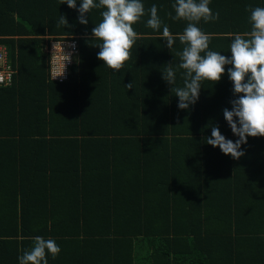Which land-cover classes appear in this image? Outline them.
Wrapping results in <instances>:
<instances>
[{"label":"trees","instance_id":"trees-1","mask_svg":"<svg viewBox=\"0 0 264 264\" xmlns=\"http://www.w3.org/2000/svg\"><path fill=\"white\" fill-rule=\"evenodd\" d=\"M141 2L132 58L114 72L91 38L104 9L84 25L61 0H0V46L16 68L0 86V264H19L35 236L61 249L48 264H264V137H248L238 160L205 140L213 125L238 139L222 111L236 98L231 65L178 109L162 72L183 45L166 47L147 10L155 4L177 36L186 22L168 17L175 0ZM249 5L264 0H210L219 19L198 24L209 50L231 55L233 34L250 31ZM52 37L77 42L63 81L47 75Z\"/></svg>","mask_w":264,"mask_h":264},{"label":"clouds","instance_id":"clouds-1","mask_svg":"<svg viewBox=\"0 0 264 264\" xmlns=\"http://www.w3.org/2000/svg\"><path fill=\"white\" fill-rule=\"evenodd\" d=\"M70 9L78 12V21L86 25V13L93 9H104L100 15L101 21L91 30V38L99 41L97 59L102 61L114 72L120 71L125 63L132 58V48L138 38L133 25L146 15L141 0H81L77 9V0H61ZM210 0H175L171 5L175 12L167 15L173 21H185L186 27L182 33L174 35L167 24L158 15V9L153 4L147 10L149 18L146 27L154 31L162 29L161 36L166 41V47L171 49L178 38L183 49L177 52L179 63L165 64L162 79L170 86L171 91L178 97V109L188 110L199 99L202 81L219 82L225 74L233 85L235 99L230 101L231 110L224 108L223 116L232 133L238 137L234 142L223 136L216 125L211 126V137L205 138L212 147H219L225 155L233 159H240L245 155L241 145L247 143L248 137H264V7L249 5L246 11L250 12V31L234 33L230 46V56L209 50L210 35L198 27L205 23L219 19V12H213ZM57 26L71 27L67 18L60 15ZM203 54V55H202ZM69 60L67 56L65 61ZM63 70L58 76H63ZM182 71L183 86L173 87L176 84V74ZM57 77V76H56ZM133 88V83L126 85ZM61 249L53 239L41 236L33 237V246L24 250L18 257L19 264H48L47 256L55 259Z\"/></svg>","mask_w":264,"mask_h":264},{"label":"built area","instance_id":"built-area-1","mask_svg":"<svg viewBox=\"0 0 264 264\" xmlns=\"http://www.w3.org/2000/svg\"><path fill=\"white\" fill-rule=\"evenodd\" d=\"M47 53V75L50 80L63 81L67 78L69 65L76 59L77 42L71 38H50L44 46ZM69 60L65 61L66 57ZM65 62V70L63 76H58ZM16 68L12 64V60L8 50L4 46H0V86H7L11 83ZM57 76V77H56Z\"/></svg>","mask_w":264,"mask_h":264}]
</instances>
